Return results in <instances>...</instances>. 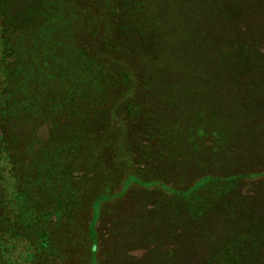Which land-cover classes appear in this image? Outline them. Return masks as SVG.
<instances>
[{
	"label": "trees",
	"instance_id": "obj_1",
	"mask_svg": "<svg viewBox=\"0 0 264 264\" xmlns=\"http://www.w3.org/2000/svg\"><path fill=\"white\" fill-rule=\"evenodd\" d=\"M126 202L141 264H264V0H0V264H96Z\"/></svg>",
	"mask_w": 264,
	"mask_h": 264
},
{
	"label": "rangeland",
	"instance_id": "obj_2",
	"mask_svg": "<svg viewBox=\"0 0 264 264\" xmlns=\"http://www.w3.org/2000/svg\"><path fill=\"white\" fill-rule=\"evenodd\" d=\"M155 118L156 120H154L152 124L148 123L149 127L151 128L150 133L154 130L156 134L159 133L163 139L171 132L169 123L163 122L158 116ZM130 130L131 129H129V133L131 134ZM133 131L135 134L134 129ZM147 132L148 130L143 129V127L139 130L138 148L140 147V143L142 141V145L144 144L147 137ZM124 136L128 137L127 132H125ZM153 137L155 143L160 141L157 135ZM124 140L127 142L126 139ZM122 150L123 154H114V169L116 171L121 170L124 172L123 179L121 181L122 191H126L127 187L130 185L128 182L132 181V177H134V167L136 166L137 162L146 164L145 159H147V164H151L153 161H156V159H160V162L163 160V155L159 154L158 149L156 148H152L148 151L142 146L141 151H136L137 154H132V149L129 148V145L127 150L124 148V146L122 147ZM139 186L143 187L144 189L149 187L147 184L140 182ZM131 190L132 188L128 191V193L131 192ZM124 198H128V195H126ZM123 205L124 206L122 208H116V214L112 216L109 215L108 217L104 218L102 223H95V231L97 232L99 239V246L97 248L96 254V264H141L147 257L149 251H153L155 249L152 247V245L146 246L145 242L142 243L144 236L140 235V229L137 230L138 226L140 228L138 214L141 212L135 210L138 208V206L136 205L137 207H135V205L133 206V203L127 202ZM142 214H144L145 218L147 217V213L142 212ZM154 226V221L152 219H148L147 229L153 228ZM143 231H145V228H143ZM84 232H86V229ZM105 243L107 244L106 248L103 247V245L105 246ZM76 260H78L77 256L74 257V260L70 264H76ZM147 261L151 262L149 264H156V260L153 261L150 256L148 257ZM60 264H63V261Z\"/></svg>",
	"mask_w": 264,
	"mask_h": 264
}]
</instances>
